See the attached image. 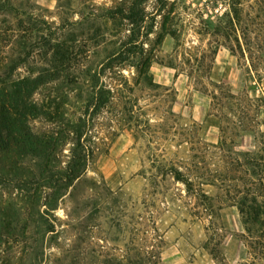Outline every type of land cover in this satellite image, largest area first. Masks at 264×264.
<instances>
[{
    "label": "rangeland",
    "instance_id": "obj_1",
    "mask_svg": "<svg viewBox=\"0 0 264 264\" xmlns=\"http://www.w3.org/2000/svg\"><path fill=\"white\" fill-rule=\"evenodd\" d=\"M11 2L70 43L80 56L74 68L98 67L131 34L119 15L104 17L120 0ZM143 7L138 43L153 50L149 71L159 87L140 84L134 95L151 127L99 143L85 174L48 214L13 178L2 182L0 264H128L150 252L159 264H264V208L241 212L239 192L227 186L240 185L247 168L229 169L237 153L264 156V0H145ZM3 43L0 74L16 56L13 42ZM48 65L34 53L11 78ZM122 73L131 81L135 70ZM172 164L209 182L202 189L213 197L219 229H210L197 196L165 173Z\"/></svg>",
    "mask_w": 264,
    "mask_h": 264
},
{
    "label": "trees",
    "instance_id": "obj_2",
    "mask_svg": "<svg viewBox=\"0 0 264 264\" xmlns=\"http://www.w3.org/2000/svg\"><path fill=\"white\" fill-rule=\"evenodd\" d=\"M144 2L120 0L115 10L106 8L104 17L119 15L131 25V34L98 67L79 69L73 62L80 56L68 41L55 36L57 31H52L45 20L20 10L11 0H0V13L15 20L4 27L6 20L0 19V50L3 41H12L16 54L7 71L0 74V184L13 178L21 192H31L35 201L42 200L45 214L54 210L59 199L85 174L99 143H109L124 129L144 134L151 127L150 118L142 113L134 95L140 84L159 87L149 71L153 50L138 43L146 16ZM163 36L164 29L157 34L156 44ZM34 53L42 55L48 67L36 76L12 79L11 73ZM125 66L135 70L131 81L122 73ZM50 81L54 84L46 85ZM72 96L78 98L79 105L71 102ZM37 119L40 125L35 124ZM237 154L240 158L228 161L229 169L247 168L237 178L240 185L227 186L239 192L235 202L241 212L258 214L264 208V156L254 152ZM184 168L172 164L165 173L197 196L210 216V229H219L213 197L202 189L209 182L200 181L189 167ZM226 179L227 174L222 182ZM150 253L147 258L138 253V259L128 264H159L158 255Z\"/></svg>",
    "mask_w": 264,
    "mask_h": 264
}]
</instances>
